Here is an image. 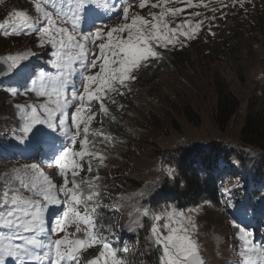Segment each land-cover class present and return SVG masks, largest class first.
Masks as SVG:
<instances>
[{"label":"snow or ice","instance_id":"6c2138e0","mask_svg":"<svg viewBox=\"0 0 264 264\" xmlns=\"http://www.w3.org/2000/svg\"><path fill=\"white\" fill-rule=\"evenodd\" d=\"M168 2L152 3L151 7L160 11L149 12L150 18H146L133 11V3L125 6L122 0L119 5L122 20L112 26L97 23L105 12L117 8L109 0H66L60 5L56 0H33L35 18L25 10L13 9L0 21V32L4 35L38 33L40 45L49 43L54 49L51 53L54 59L48 63L56 71L39 72L26 89L45 98L44 101L15 105L21 120L20 134L15 139L18 145L23 144L37 154L47 148L50 166L62 180L55 182L37 164H31L14 169L4 182L0 188V229L8 230L9 234L0 233V264H8V260L13 264H128L125 256L120 255L127 253V246L113 248L105 236V233L115 235L112 225L99 223L102 185L98 172L105 166L107 155L96 148V140L111 147L116 141L103 129L104 118L110 115L105 101L116 105L114 96L131 91L130 84L137 80V72L164 60V52L158 49L167 51L178 43L184 46L180 37L195 39L203 27V21L193 24L188 19L170 26L166 17H175L183 9L167 7ZM244 2L230 0L233 6L239 3L243 7ZM148 3L149 0H139L138 7L144 9ZM114 14L119 16V10ZM206 19L214 20L215 16ZM82 25L89 30L83 31ZM209 34L215 35L210 27ZM28 56L29 53H22L0 57V65L6 66L0 75L23 78L27 69L22 62ZM77 85L82 91L77 90ZM6 90L13 96L18 94L15 87ZM95 103L99 109L94 112ZM122 108V104L117 105V110ZM98 116L101 128H92ZM112 121L115 122L114 116ZM57 132L64 141L58 148ZM85 163L89 176L82 178ZM94 164L95 176L91 175ZM166 171L173 175L172 169ZM118 198L130 199L123 194ZM55 206H61L63 211ZM199 210L197 206L185 213L172 207L156 213L134 207L138 217L153 221L149 239L161 251L160 264H207L194 238L198 228L194 216ZM49 212L53 217L51 231L62 234L60 238L47 237ZM136 223L139 225L140 221ZM70 228L75 231H69ZM41 234L46 239H40ZM249 237L242 229L239 236L242 264H264V245H256ZM94 247H99L98 253L84 258V253Z\"/></svg>","mask_w":264,"mask_h":264},{"label":"rangeland","instance_id":"374dc122","mask_svg":"<svg viewBox=\"0 0 264 264\" xmlns=\"http://www.w3.org/2000/svg\"><path fill=\"white\" fill-rule=\"evenodd\" d=\"M156 2L157 0H149L146 7L140 9L138 7L139 0H137L133 3L135 5L133 11L150 18L148 16L149 12L159 13L160 11V8L151 7V4ZM222 4L229 6L221 7ZM167 7L183 9L175 17H166L170 21V26L175 27L177 23H182L185 19H188L193 24L198 20L203 21V27L199 30L195 39L184 40L183 37H180L184 46L178 43L175 47L170 46L167 51L158 49L164 52V60L166 62L164 60L153 62L154 66L137 72V80L130 84L131 91H126L123 96H114L117 102L116 105L111 104L107 100L105 101L110 110V115L107 118L110 119L111 123H108V126L103 123V129L105 132L111 133L116 138V141L114 147H111L106 142L99 139L96 140V148L107 155L105 166L100 168L98 172L102 185L100 202L108 203V207H105V209L108 210L107 212L114 219L112 228L115 235L109 234L107 237H109V242L115 249H123L125 246L128 249L129 241L135 240L138 234L142 233V229L148 221V217H138L134 212V207L149 209L147 202L152 193L150 187L155 184L157 178L145 177L138 183L135 190H129L126 189L127 174L133 167L134 162L138 160L141 152L144 151L145 155H147L146 152L151 143L158 140L161 136V130L167 127L163 118L166 112H171L172 110L170 106L172 97L169 92V89L172 88V80L177 84L176 80L180 79V85L186 89V94L190 101L195 102L202 111L203 123L199 127L189 125L187 122L182 121L181 118L178 120L185 133H194L193 135H195L197 131H202L209 135L212 132V127L209 118L211 102L206 106V100L211 99L208 72L215 63L223 62L226 66L230 64L229 60L227 61L229 55L228 45L223 46L221 39L216 36H220L224 31L230 34L233 30H236V34L234 33L235 35L231 37V40H237L236 45L239 50H242L240 57L245 61L243 63L245 64L244 68H246V73L248 72V74H244V84L240 83L238 85V89H240L243 96L261 79L263 71L264 40L259 43H252L250 53L246 52L243 46L245 47L246 45L249 32L260 30L264 35V27L260 25L261 21L264 20V0H245L243 7L239 3L233 6L230 0H169ZM13 9L25 10L34 18L37 16L33 7V0H0V21H3L6 14ZM119 13V16L105 24L112 26L120 23L123 17L122 10ZM196 13L199 15H194ZM221 13L224 15L222 16ZM212 16H215L214 20L206 19ZM209 27L215 35L209 34ZM53 51L54 49L49 43L40 45L38 33L6 36L3 32H0V54L29 53L28 59L22 62L27 69L23 78H17L12 74L7 77H0V124L4 125V129L0 132V188L4 187V182L10 178L14 169H23L31 164H37L39 169L55 182H62L54 168L50 166L48 155L45 159H42L41 153L37 154L23 144L18 145L15 139L20 134L18 129L21 124L15 105L42 103L45 98L38 97L34 92L26 90H18V94L13 96L6 90L9 87L18 88V84H16L18 82L27 84L28 81L32 80L35 72L36 75L41 71L54 73L56 69L48 63L54 59L51 55ZM37 69H40V71H35ZM77 90L82 91V88L77 85ZM121 104L123 108L117 110V105ZM98 109L99 104H93L92 111L95 112ZM241 115L242 113L240 112L236 118L238 121ZM113 116L116 123L112 121ZM100 119L98 116L92 123V128H101ZM55 135L57 137L56 145L61 142L64 143L63 137L60 136L59 132L55 133ZM166 136L170 139L173 134L169 133ZM226 146L233 148L231 144ZM76 147L78 149L79 146L77 145ZM235 150L237 155L245 162L258 163L262 157L264 158V152H261V150L239 147ZM234 162L239 166L236 160ZM135 167L137 168L138 166ZM166 169L167 167L163 166L155 168V171L167 172ZM91 175H97L95 164ZM88 176L87 164L85 163L80 177L87 178ZM15 186L19 187L18 184ZM140 193L142 195H134ZM24 194L28 195V193ZM120 194L130 197V199H119ZM198 206L200 210L194 216L198 226L194 238L198 241L201 255L207 261V264H242L239 254L242 245L239 236L242 229L250 234L249 238L256 245H264V212L257 220L256 216H251L253 210H246L237 216L226 207V211L228 210L227 214L231 219H225L223 223L226 228L224 226V228L218 230L214 228L213 224H208V222L201 220V215L207 207ZM55 207L63 211L61 206ZM167 208L172 207L168 205L159 206L158 210L154 212L160 213ZM188 210L182 211L187 213ZM52 219L51 213H46L47 237L57 239L62 234H56L51 231ZM137 220L140 221L139 225L136 223ZM234 223L237 226L234 227ZM69 231L74 232L75 229L70 228ZM0 233L9 234L8 230L4 229H0ZM39 238L42 240L46 239L43 234ZM145 240L147 243L154 245L149 237H146ZM16 243H19V241H16ZM135 245L133 244L131 250L135 249ZM154 246L160 257L161 251L156 245ZM99 250V247L88 249L84 253V258L96 255ZM120 255L128 257V251L126 254L121 252ZM8 264H13V261L8 260ZM44 264H47V262H44ZM157 264H160L159 259Z\"/></svg>","mask_w":264,"mask_h":264},{"label":"trees","instance_id":"16d2710c","mask_svg":"<svg viewBox=\"0 0 264 264\" xmlns=\"http://www.w3.org/2000/svg\"><path fill=\"white\" fill-rule=\"evenodd\" d=\"M260 25L264 27V20ZM235 32L227 34L224 31L216 36L223 46L228 45L227 61L230 64L215 63L208 72L211 99L206 100V106L211 102L209 118L212 132L209 135L202 131L195 135L185 133L178 120L181 118L185 123L199 127L203 123L202 111L190 101L180 79L176 80L177 84L172 80V88L169 89L172 110L163 118L167 127L161 130L158 140L151 143L147 155L141 152L128 171L126 182V189L135 190L145 177L157 178L150 187L153 194L147 202L149 209L156 211L160 205H168L187 210L202 205L207 208L201 220L213 224L218 230L224 228L223 222L228 219L226 207L237 214L243 209L254 210L252 215L256 214L257 218L264 210V158L258 163L245 162L235 150L239 147L264 152V64L261 79L243 96L238 85L244 84L243 77L248 72L244 68L245 61L240 57L242 50L238 49L237 40H231ZM261 32L253 30L247 34L246 45L243 46L246 52H251L252 43L264 40ZM240 112L242 115L238 121L236 118ZM108 123L111 121L105 117V126ZM169 133L173 134L170 139L166 136ZM228 144L233 148L226 146ZM163 166L172 169L173 175L155 171V168ZM224 186L229 191H223ZM104 211L99 209V223L112 225L113 219ZM152 223L148 217L142 233L129 241L128 257H125L129 264L158 263L155 246L145 240L150 235ZM133 244H136L135 249L131 250Z\"/></svg>","mask_w":264,"mask_h":264},{"label":"water","instance_id":"95a60500","mask_svg":"<svg viewBox=\"0 0 264 264\" xmlns=\"http://www.w3.org/2000/svg\"><path fill=\"white\" fill-rule=\"evenodd\" d=\"M6 67V66H3V65H0V70H3V68ZM9 75V74H8ZM6 76V75H5ZM80 236H83V234H78Z\"/></svg>","mask_w":264,"mask_h":264}]
</instances>
